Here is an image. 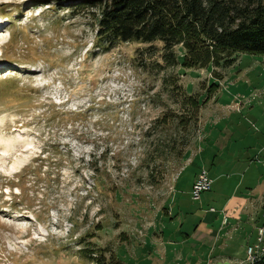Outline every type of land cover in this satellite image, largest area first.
Segmentation results:
<instances>
[{"label":"rangeland","instance_id":"1","mask_svg":"<svg viewBox=\"0 0 264 264\" xmlns=\"http://www.w3.org/2000/svg\"><path fill=\"white\" fill-rule=\"evenodd\" d=\"M80 1L0 0V264H184L189 252L218 254L185 237L198 225L206 237L218 231L224 199L213 191L227 189L218 181L191 200L192 180L209 168L197 159L211 151L202 120L214 101H253L236 117L243 138L228 148L245 165L237 189L262 196L264 56L187 69L181 48L172 66L160 42L104 51L94 46L99 7L74 15ZM252 213L242 221L264 227V209Z\"/></svg>","mask_w":264,"mask_h":264},{"label":"trees","instance_id":"2","mask_svg":"<svg viewBox=\"0 0 264 264\" xmlns=\"http://www.w3.org/2000/svg\"><path fill=\"white\" fill-rule=\"evenodd\" d=\"M84 0L74 15L99 7L95 48L109 51L120 43L162 44L169 65L184 68L228 67L233 54L264 56V0ZM79 10V11H78ZM178 58V59H177ZM217 87L216 84L211 85ZM183 107L188 96L183 95ZM194 108L199 102L191 101ZM187 112V113H186ZM188 110L176 116L182 128ZM259 264H264V258Z\"/></svg>","mask_w":264,"mask_h":264},{"label":"crops","instance_id":"3","mask_svg":"<svg viewBox=\"0 0 264 264\" xmlns=\"http://www.w3.org/2000/svg\"><path fill=\"white\" fill-rule=\"evenodd\" d=\"M251 102L253 101H248L246 102L247 104L240 103V101H214L211 110L207 109V112L209 111L208 116L202 120L203 141L211 151L208 153L203 146L197 159L203 162L207 158L205 163L209 164V168L207 171L205 169L202 170L207 172L208 177L212 180V184L221 181V185H225L227 189L220 190L222 195H219L217 190L213 191L217 196H221L224 199L220 210L222 221L218 231L211 230L208 235L209 237H206V229L201 231L199 230L200 225H198L194 228L192 234H186L185 237L188 241L197 238L196 242L206 247L209 251L212 249L213 251L219 250L220 252L215 255L213 252L200 254L198 257L195 255L191 257L189 252L187 257L188 262L185 261L184 264H238L245 258L246 247L256 242V231L259 227L257 229L253 228L247 222L248 220L251 221L249 218L253 214V210L260 206L264 209V193L260 197L253 198L251 189L248 188L245 191L237 189L240 183L239 180L245 173L242 172L240 174V166L245 165L242 162V154L239 153L241 150L237 152L236 149L235 152V150L231 151L228 148L231 140L237 141L243 138L240 133L241 121L236 117L242 115ZM197 159L193 163H196ZM250 161L251 159L245 162ZM244 168V171H246L248 167ZM195 179L192 180V184ZM249 183L253 185V182ZM212 184L210 190H212ZM210 214L215 216L216 212L213 208L210 209ZM242 219L248 220L246 222L242 221ZM192 252L193 248L191 246ZM161 256L166 261L167 253H161Z\"/></svg>","mask_w":264,"mask_h":264},{"label":"built area","instance_id":"4","mask_svg":"<svg viewBox=\"0 0 264 264\" xmlns=\"http://www.w3.org/2000/svg\"><path fill=\"white\" fill-rule=\"evenodd\" d=\"M212 180L205 170H201L192 184L190 196L193 201H198L202 193L211 189ZM225 222V219H224ZM264 258V227L257 229L256 242L248 245L245 250V258L238 264H259Z\"/></svg>","mask_w":264,"mask_h":264}]
</instances>
